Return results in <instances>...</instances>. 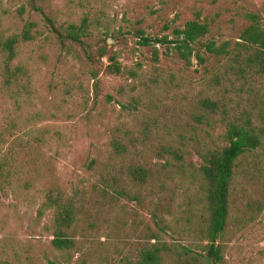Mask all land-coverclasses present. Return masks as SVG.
I'll return each mask as SVG.
<instances>
[{"label":"rangeland","instance_id":"rangeland-1","mask_svg":"<svg viewBox=\"0 0 264 264\" xmlns=\"http://www.w3.org/2000/svg\"><path fill=\"white\" fill-rule=\"evenodd\" d=\"M43 11L54 19L63 34L69 24L79 25L86 18L83 45L66 39L58 42L50 29L47 59L37 56L36 44L21 47L23 63L30 72L31 93L21 97L20 123L32 117L35 128L58 130L61 139L50 145L25 150L40 164L42 176L33 172L13 179L9 185L0 180V264H50L56 258L51 236L46 230L48 216H37L43 191L54 180L68 193L84 194L82 220L75 236L70 260L60 264H121L147 242L151 234L170 246H189L199 252L195 225L203 210L193 211L192 197L179 186L176 165L162 147L171 145L183 154V166H198L200 158L188 144L193 135L189 109L197 82L198 65L185 66L164 45L157 44V59L151 46L138 44V29L145 35H169L187 20L206 21V37L226 40L237 36L249 22L247 11H259L264 0H40ZM19 0H0V34L18 32L23 20L15 10ZM23 17L44 27L40 14L27 11ZM105 46L114 55L120 73H99L95 90L84 61L83 48L96 51ZM136 102L133 108L130 103ZM13 100L0 92V116L12 109ZM22 128H24L22 124ZM118 128L143 141V152L150 170L148 181L135 200H121L112 208L95 206L87 195L94 171L104 157L110 135ZM26 129V126H25ZM217 133L213 138H217ZM201 140L204 136L197 132ZM217 140V139H215ZM142 157H140L142 159ZM97 160L91 170L86 163ZM51 167V170H50ZM167 170V171H166ZM175 170V168H174ZM171 171V172H170ZM178 181V182H177ZM187 202V210L185 205ZM200 205H196L199 207ZM195 212V217L192 214ZM153 214L163 219L161 232ZM186 216V217H185ZM186 221V226L183 224ZM163 225V223H160ZM223 258L218 264H264V182L236 183L224 235L220 241ZM186 255L184 263L187 264ZM191 264H205L199 257Z\"/></svg>","mask_w":264,"mask_h":264},{"label":"trees","instance_id":"trees-1","mask_svg":"<svg viewBox=\"0 0 264 264\" xmlns=\"http://www.w3.org/2000/svg\"><path fill=\"white\" fill-rule=\"evenodd\" d=\"M19 1L15 13L23 20L20 30L0 34V92L13 100L12 109L0 116V180L4 186L30 172L39 179L42 176L40 164L29 154L26 158L23 151L47 145L51 149L61 139L58 130H50V135L46 136L48 129H36L32 117L26 115L24 123L18 121L21 97L31 93L30 72L23 63L21 47L36 44L37 56L46 60L50 29L62 46L66 45V39L83 45L81 38L87 29V19L82 18L79 25L69 24L63 34L54 19L43 11L40 0ZM27 11L42 16L47 34L38 22L24 20ZM244 17L249 23L236 37L226 40L206 37L209 24L199 18L187 20L181 27L173 28L169 35L160 37L145 35L140 29L137 31V43L151 46L155 60L158 55L156 45L161 44L176 54L185 66L196 64L201 67L196 70L199 73L197 82L191 85L189 123L193 135L188 136V144L193 142L200 164L189 165L186 170L179 148L166 145L162 150L176 161L174 165L166 160L164 167L173 166L179 186H185L189 198L192 197L193 211L203 210V213L194 228L199 252L189 246L172 247L158 234H151L144 246L129 259L124 258L121 264H185L186 255L189 256L187 264L198 257L205 264L220 263L223 258L220 241L228 222L236 183L264 182V3L259 11H247ZM83 52L95 90L100 83L101 71L110 75L120 73L122 68L114 55L108 57L109 64H103V58L108 54L104 45L96 51L83 48ZM130 105L135 108L136 102L132 101ZM197 132L204 134L201 140ZM214 133L217 138H213ZM143 146V141L134 140L125 129L118 128L111 133L107 150L98 161L87 192L95 206L112 208L121 200L138 198V191L150 177L147 162L141 156ZM96 162L92 158L86 163L87 169L91 170ZM85 203L84 194L68 193L50 172V186L43 191V200L37 208L38 217L48 216L45 227L51 236L50 246L56 258H61L50 260V264L70 260L69 251L75 246ZM153 219L158 229L165 232L163 219L156 214ZM183 225L186 226V221Z\"/></svg>","mask_w":264,"mask_h":264}]
</instances>
